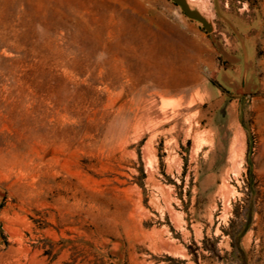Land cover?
Returning <instances> with one entry per match:
<instances>
[{
    "label": "rangeland",
    "instance_id": "rangeland-1",
    "mask_svg": "<svg viewBox=\"0 0 264 264\" xmlns=\"http://www.w3.org/2000/svg\"><path fill=\"white\" fill-rule=\"evenodd\" d=\"M190 1L0 0V264H264V0Z\"/></svg>",
    "mask_w": 264,
    "mask_h": 264
},
{
    "label": "bare ground",
    "instance_id": "bare-ground-1",
    "mask_svg": "<svg viewBox=\"0 0 264 264\" xmlns=\"http://www.w3.org/2000/svg\"><path fill=\"white\" fill-rule=\"evenodd\" d=\"M91 1H93V0H91ZM91 1L90 0H85V1H82V0H66V2L69 5H76L79 7L80 10H85L86 12H89L92 8V6L89 5V2H91ZM56 2L57 3H63V2H65V0H56ZM188 3L191 6V8L194 9L195 5L193 4V2L188 0ZM201 14L204 17H206L202 12H201ZM115 24H117V23H115ZM151 61H154V62H151ZM139 63H140V66H138L137 69L127 68V66H125L126 62L122 59L119 61L115 60V62L108 61L105 63V65H107V67L109 69L114 71V73L117 76L116 77L117 82L120 83L121 80L127 79V81L130 82L132 84V86H135L136 92L135 93L133 92L135 95V97L134 96L133 97L138 102V107H137L138 109L137 110L139 111V113L142 112L143 114H146V113L148 114L152 111V106L156 105V103H157L156 98H163L167 94H170L172 92L176 93V91H179V88H180L179 82L180 81L179 82L176 81L174 79L175 77H174L173 73L169 72L166 69L165 65H167V63H165V65H164V64H162L164 62H160L157 59H151V58L149 60L141 58L139 60ZM172 70H173V67H172ZM197 85H199V84L197 83ZM179 93L180 92H178V94ZM193 96H194V94H193ZM133 101H135V100H133ZM154 111H155V109H154Z\"/></svg>",
    "mask_w": 264,
    "mask_h": 264
},
{
    "label": "water",
    "instance_id": "water-1",
    "mask_svg": "<svg viewBox=\"0 0 264 264\" xmlns=\"http://www.w3.org/2000/svg\"><path fill=\"white\" fill-rule=\"evenodd\" d=\"M173 2L182 13L192 21L199 22L202 24L203 28L207 33H212L214 31L213 23L204 17L200 11L192 9L188 3V0H170Z\"/></svg>",
    "mask_w": 264,
    "mask_h": 264
},
{
    "label": "trees",
    "instance_id": "trees-1",
    "mask_svg": "<svg viewBox=\"0 0 264 264\" xmlns=\"http://www.w3.org/2000/svg\"><path fill=\"white\" fill-rule=\"evenodd\" d=\"M228 234H229L230 236H233L232 233H229V232H228Z\"/></svg>",
    "mask_w": 264,
    "mask_h": 264
}]
</instances>
